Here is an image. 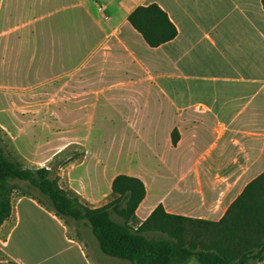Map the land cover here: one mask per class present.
I'll return each instance as SVG.
<instances>
[{
    "label": "crops",
    "instance_id": "1",
    "mask_svg": "<svg viewBox=\"0 0 264 264\" xmlns=\"http://www.w3.org/2000/svg\"><path fill=\"white\" fill-rule=\"evenodd\" d=\"M73 1L90 19L93 37L100 36L93 46L118 57L117 66L108 69L125 74L83 93L122 92L134 110L158 112L153 126L177 127L180 133L176 145L168 138L157 149L165 164L147 178L137 176L147 190L136 211L139 221L159 204L170 214L220 221L264 172L263 0H92L98 6L92 12L85 0ZM153 3L178 31L158 47L149 46L128 20L135 8ZM15 30L19 27L2 29L0 37L8 32L10 38ZM51 43L60 45L49 40L45 49ZM90 182L94 189L100 179ZM95 197L91 207L104 206V198ZM0 249L16 264H133L100 247L95 261L62 218L28 195L14 199L0 227Z\"/></svg>",
    "mask_w": 264,
    "mask_h": 264
},
{
    "label": "rangeland",
    "instance_id": "2",
    "mask_svg": "<svg viewBox=\"0 0 264 264\" xmlns=\"http://www.w3.org/2000/svg\"><path fill=\"white\" fill-rule=\"evenodd\" d=\"M74 4L73 0H0V33L19 27L10 38L8 32L0 37V142L10 159L33 172L51 170L69 196L92 208L94 196L104 198V205L113 200L109 182L117 175L147 178L165 164L166 156L157 149L162 150L168 138L172 143L171 133L177 127L153 126L152 115L158 112L134 110L135 104L126 102L130 96L122 92L83 93L125 79L119 76L125 74L108 69L117 66L118 57L93 46L100 36L93 37L90 19ZM97 7L95 1L84 2L89 12ZM49 40L59 41L61 48L51 43L45 49ZM91 178L100 179L94 189ZM9 186L12 203L21 195L48 202L29 181L14 180ZM63 220L73 237L86 242L96 261L100 246L87 222ZM180 228L188 242L212 240L196 224L182 223ZM209 229L208 233L216 232ZM0 260L10 261L1 249ZM186 264L199 263L192 258Z\"/></svg>",
    "mask_w": 264,
    "mask_h": 264
},
{
    "label": "trees",
    "instance_id": "3",
    "mask_svg": "<svg viewBox=\"0 0 264 264\" xmlns=\"http://www.w3.org/2000/svg\"><path fill=\"white\" fill-rule=\"evenodd\" d=\"M128 20L151 47L171 41L178 34L167 13L156 3L138 6ZM171 139L173 145L178 143L177 128ZM14 180L31 182L48 198L47 203L39 200L40 203L60 218L86 221L100 249L110 257L133 264H184L192 258L199 264H256L264 260V235H260L264 232V172L246 186L218 222L170 214L162 204L140 222L136 211L147 190L139 177L117 175L112 181L113 200L102 207L89 208L69 196L51 170L39 168L33 172L23 168L6 155L0 142V227L12 214L8 191L9 182ZM182 223L196 224L212 240L186 241ZM209 228L216 232L208 233Z\"/></svg>",
    "mask_w": 264,
    "mask_h": 264
}]
</instances>
